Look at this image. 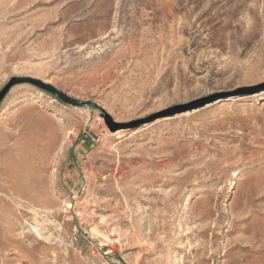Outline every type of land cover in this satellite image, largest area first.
<instances>
[{
  "label": "rangeland",
  "instance_id": "rangeland-1",
  "mask_svg": "<svg viewBox=\"0 0 264 264\" xmlns=\"http://www.w3.org/2000/svg\"><path fill=\"white\" fill-rule=\"evenodd\" d=\"M14 77L99 107L0 103V264H264V91L128 127L264 83V0H0Z\"/></svg>",
  "mask_w": 264,
  "mask_h": 264
},
{
  "label": "water",
  "instance_id": "water-1",
  "mask_svg": "<svg viewBox=\"0 0 264 264\" xmlns=\"http://www.w3.org/2000/svg\"><path fill=\"white\" fill-rule=\"evenodd\" d=\"M17 84H31L36 86L37 88L44 90L45 92L50 93L53 97H55L56 99L60 100L63 103H66L68 105L71 106H83V105H91L94 107H99L97 106L95 103L91 102V101H82V100H75V99H71L69 97H67L65 94H63L62 92L58 91L56 88H54L53 86L46 84L44 82H41L39 80L36 79H32V78H20V77H14L11 78L7 84L0 90V103L2 102V100L5 98V96L7 95V93L10 91V89L17 85ZM264 91V83L251 87V88H246L243 90H237L234 92H227V93H219V94H215L203 99H200L196 102H193L189 105L186 106H182V107H177L174 109H171L169 111L163 112L161 114L158 115H154L145 119H141L138 121H135L133 123H131L130 125H128L129 128H137L143 124L146 123H150L152 121H154L157 118H161V117H165V116H173L175 114H179V113H183L186 111H191L194 109H198V108H202L208 104H211L215 101L218 100H223L229 97H233V96H237V95H241V94H254V93H260ZM108 120V125L111 127H116V125L109 119V117H107Z\"/></svg>",
  "mask_w": 264,
  "mask_h": 264
},
{
  "label": "bare ground",
  "instance_id": "bare-ground-1",
  "mask_svg": "<svg viewBox=\"0 0 264 264\" xmlns=\"http://www.w3.org/2000/svg\"><path fill=\"white\" fill-rule=\"evenodd\" d=\"M29 231L34 232V233L37 235V237H38L39 239H41V238L43 237V236L38 232V230L35 229L34 227H30V228H29ZM93 233H95L94 230H93Z\"/></svg>",
  "mask_w": 264,
  "mask_h": 264
}]
</instances>
